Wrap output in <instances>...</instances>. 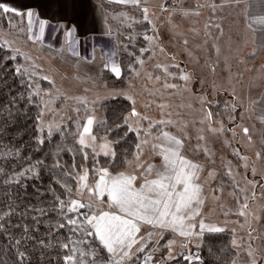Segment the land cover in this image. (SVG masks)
<instances>
[{"label":"rangeland","instance_id":"obj_1","mask_svg":"<svg viewBox=\"0 0 264 264\" xmlns=\"http://www.w3.org/2000/svg\"><path fill=\"white\" fill-rule=\"evenodd\" d=\"M93 1L106 16L104 30L83 29L87 21L84 12L89 8H77L73 16L71 9L67 15H59L53 4L52 8L40 9L41 18L49 22L43 40L35 43L28 39L27 26L20 18L0 13V45H7L5 49L10 48L12 55H17L18 50V66L27 68L24 75L32 85V93L37 86L40 89L39 95H34L40 107V139L60 135L73 142L78 118L93 113L98 122L95 130L103 136L99 122L106 120L107 103L111 100L105 97L112 92L133 95L137 109L153 119L159 116V105H167L169 118L188 137L186 146L199 145L210 154L209 158L191 150L185 153L200 162L205 172L214 171L216 175L204 187L202 215L206 222L230 232L236 241L235 264H251L250 251L257 264H264V122L260 119L264 115V46L249 45L247 19L249 22L255 16L252 0H142L141 7L148 8L155 32L152 24L135 22L142 21L140 8L112 5V0ZM260 4L264 5V0ZM70 17L77 21L78 28L69 23ZM34 21V34H38L35 17ZM73 26L76 31L67 37L66 29ZM145 34L158 38L149 43L143 39ZM128 36L131 41L125 39ZM124 45L128 46L127 51ZM141 47L150 48L151 52L141 57L145 60L143 67L134 65L140 72L137 76L129 71L133 57L128 53H138ZM73 48L79 57L71 54ZM113 53L122 67L120 84L103 67ZM157 64L162 67L157 68ZM176 64L180 67H173ZM164 67L172 74L167 82L177 84L176 89L165 90L151 78H163ZM181 74L190 79L180 80ZM45 76L54 83L41 79ZM207 111L213 113L211 121L206 119ZM244 128L248 129L247 135ZM142 161L158 163V158L146 148ZM251 181L256 182L255 186ZM244 204L248 205L246 209ZM240 211L245 215H239ZM208 234L199 247L193 240L187 249L176 251L198 254ZM175 239L179 241V237ZM164 254L163 249L153 253L157 259ZM179 264L187 262L180 260Z\"/></svg>","mask_w":264,"mask_h":264},{"label":"snow or ice","instance_id":"obj_2","mask_svg":"<svg viewBox=\"0 0 264 264\" xmlns=\"http://www.w3.org/2000/svg\"><path fill=\"white\" fill-rule=\"evenodd\" d=\"M112 2L140 8L142 21L135 22L152 24V31H156L149 18L148 8L141 7L142 0ZM16 4L17 0H11V3L0 0V13L20 18L27 26L28 39L35 43L43 40L49 22L41 18V8L46 9L55 4L59 9V15H65L69 9L75 14L77 8L86 7L87 0H44L43 4L21 3L19 6ZM34 17L39 24L38 34H34L36 32ZM253 23L264 26V18H257ZM75 31L76 28L73 26L66 29L65 35L71 37ZM157 38L146 34L143 36L149 43ZM125 39L131 41L132 37L128 36ZM76 43L79 44V41ZM5 47L8 46L0 45V49ZM124 50H128L127 45H124ZM160 51H163V48ZM9 52L11 53L10 48ZM146 52H151V49L141 47L138 53H128L133 57L129 71L137 76L140 72L134 65L144 66L145 60L141 57ZM71 54L80 56L74 48ZM17 55L10 54L9 59L16 60ZM252 55H256V52ZM114 56L115 53L103 67L116 79H121L122 67L115 61ZM3 60L4 58L0 57V63ZM156 67L162 66L157 64ZM173 67L180 66L176 64ZM162 71L163 78L161 76L151 78L160 82L165 90L176 89L177 84L167 82V78L172 74L166 67L162 68ZM25 73L27 68L22 66L14 69L17 76H23ZM41 79L47 80L50 84L54 83L47 76ZM179 79L187 82L190 77L181 74ZM39 92L37 86L33 94L39 95ZM105 99L113 101L114 104L112 116L99 122L101 126H105L103 136L98 135L95 130L98 122L94 113L78 118L74 132V149L69 151L78 153L81 162L72 163L67 171L59 162L54 165L61 169L62 176L70 177L74 181L71 186L66 180L58 178L55 181L64 192L62 195L54 196L53 210L58 219L49 227V231L53 238L57 233L63 236V239L56 240V246L62 251L59 257L60 264H137V261L140 264H168L170 261H176V264H179L180 260L193 264V261H199V255L192 253L191 250L188 253L183 251L178 253L176 249H187L193 240L197 241L196 247H199L206 233L225 231L223 226L206 222L202 215L205 203L204 187L209 180L216 179L215 172H205L200 162L185 154L191 150L194 154L202 153L210 158L208 149L200 148L199 145L195 148L191 145L186 146L188 137L169 118L171 113L165 111L167 105H159L161 109L159 116L153 119L145 111L137 109L136 99L127 92H112ZM122 101L127 105V114H124ZM148 107L150 105H145V108ZM205 116L211 121L213 113L207 111ZM260 119L264 122V115ZM173 128L177 131H171ZM116 131L119 132V137L109 138L110 134ZM243 131L245 135L248 134L247 128ZM129 133L136 137V142L134 149L125 155L116 145ZM48 135H52L51 130ZM198 139L203 140L204 137ZM39 143L43 144L44 140L41 139ZM146 148L154 158H158V163L142 161ZM257 156L260 154L257 153ZM37 163L43 165L44 162L41 160ZM25 172H31L33 179L39 177L35 167L20 172L18 176L23 177ZM228 174L231 175L230 170ZM13 182L20 183L19 179L15 178ZM251 183L255 186L256 182ZM49 191L53 189L49 188ZM247 207V204L243 205V208ZM39 211L42 215L46 214L43 209ZM239 215L244 216L245 212L240 211ZM3 218L0 216V219ZM165 234H168L167 239ZM175 237H179V241ZM40 243L43 245L44 241ZM233 244H236L235 240ZM149 249L151 251H148ZM159 249H163L165 254L157 259L153 253ZM19 255L25 257L23 252ZM248 255L253 257L251 264H257L254 253L250 251Z\"/></svg>","mask_w":264,"mask_h":264},{"label":"trees","instance_id":"obj_3","mask_svg":"<svg viewBox=\"0 0 264 264\" xmlns=\"http://www.w3.org/2000/svg\"><path fill=\"white\" fill-rule=\"evenodd\" d=\"M47 33L50 36L51 30ZM10 54L8 49H0V57L4 58L0 63V216L4 217L0 219V264H60L62 251L56 246V240L63 236L57 233L53 238L49 231L58 219L53 210L54 196L64 192L55 181L66 180L70 186L74 181L62 176L61 169L54 165L59 162L67 171L72 163L79 164L81 157L69 151L74 149L73 142H67L60 135L39 143L40 107L29 79L14 74L18 59L10 60ZM113 80L116 84L123 82ZM113 104V101L107 103L106 120L113 114ZM121 104L125 114L127 105L123 101ZM100 132H105V126H101ZM112 136L118 138L119 132L111 133L110 138ZM135 142L136 137L129 133L116 147L127 155L134 149ZM41 160L43 165L37 163ZM33 167L39 172L38 178H31V172L18 176ZM13 178L20 183L13 182ZM40 209L46 214L42 215ZM21 252L25 257L19 255ZM198 252L200 261L196 264H235L237 257L228 231L208 234Z\"/></svg>","mask_w":264,"mask_h":264},{"label":"crops","instance_id":"obj_4","mask_svg":"<svg viewBox=\"0 0 264 264\" xmlns=\"http://www.w3.org/2000/svg\"><path fill=\"white\" fill-rule=\"evenodd\" d=\"M8 1L11 2V0H8ZM244 1H247V0H242L243 3H244ZM42 2H44V0H17L16 6H19L21 3L43 4ZM252 3L254 4V8L252 11H253V14L255 16L249 18V22L247 19V27L249 29L248 32L250 34L249 45H252L253 47H257V46L264 45V26H261L257 23H253V20H255L257 18H264V5L260 4V3H262V0H252L251 5H252ZM52 7L53 6H51L50 8H52ZM86 8H89V10L86 9L87 11L84 12L86 14L87 21L85 23V26H83L84 27L83 29L94 28L93 30H90V31H95V30H97V31L101 30L102 31V30H104L105 25H106L104 18L106 16L103 14L100 6H98L97 3L94 2L93 0H87ZM100 9H101V11H100ZM57 10H58V8H57ZM70 12L72 13V11H70ZM52 13L57 14L55 11H53ZM58 13H59V11H58ZM65 15H67V13ZM70 15L71 14L68 13V16H70ZM249 15H252V13H249ZM72 16H73V13H72ZM76 22L77 21H75L72 18L69 21L70 24L76 25V27L78 28ZM258 40H260V43H257V42H259Z\"/></svg>","mask_w":264,"mask_h":264}]
</instances>
